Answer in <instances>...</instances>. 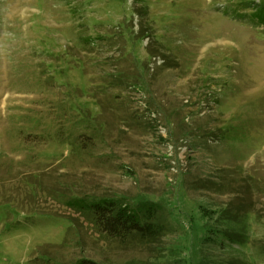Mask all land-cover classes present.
<instances>
[{
  "label": "rangeland",
  "instance_id": "rangeland-1",
  "mask_svg": "<svg viewBox=\"0 0 264 264\" xmlns=\"http://www.w3.org/2000/svg\"><path fill=\"white\" fill-rule=\"evenodd\" d=\"M86 194L170 230L99 234ZM244 222L246 260L210 238ZM82 259L264 264V0H0V264Z\"/></svg>",
  "mask_w": 264,
  "mask_h": 264
},
{
  "label": "trees",
  "instance_id": "trees-1",
  "mask_svg": "<svg viewBox=\"0 0 264 264\" xmlns=\"http://www.w3.org/2000/svg\"><path fill=\"white\" fill-rule=\"evenodd\" d=\"M90 140H85L89 144ZM75 210L83 220L94 227L99 234L116 240L131 241L139 239L150 243L161 242L164 234L170 230L164 206L151 200H138L135 203L123 197L92 196L89 194L70 198L64 202ZM237 205L234 220L243 217L246 208ZM248 223L240 224L237 230H221L210 235L211 240L219 247L230 246L238 250L247 259V253L253 246ZM161 244L159 243V247ZM249 260H247L248 262ZM82 259L76 264H86ZM199 264H212L201 261ZM230 264H242L232 260ZM253 264V262H252Z\"/></svg>",
  "mask_w": 264,
  "mask_h": 264
}]
</instances>
